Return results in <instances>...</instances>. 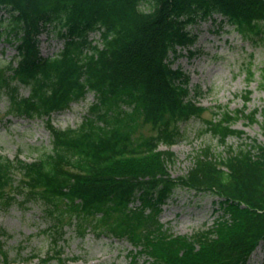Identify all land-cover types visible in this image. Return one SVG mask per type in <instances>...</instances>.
I'll use <instances>...</instances> for the list:
<instances>
[{
	"label": "trees",
	"instance_id": "16d2710c",
	"mask_svg": "<svg viewBox=\"0 0 264 264\" xmlns=\"http://www.w3.org/2000/svg\"><path fill=\"white\" fill-rule=\"evenodd\" d=\"M0 5L11 11L6 22L0 20V35L19 43L16 65L0 69L7 114L45 119L50 133V148L32 161L0 156V207L16 197L41 204L53 222L55 244L66 223L80 237L90 231L125 239L152 264H247L264 241V144L233 150L226 141L243 134L232 128L234 121L254 123L258 110L224 111L206 120L204 130L228 147L226 153L213 155L206 146L183 176L171 178L168 168L176 158L159 145L170 148L181 138L180 122L206 110L193 99L189 77L172 68L170 55L176 57L178 48L192 54L197 39L192 28L216 16L242 38L263 40L264 0H0ZM46 25L67 42L59 56L40 60L36 37ZM97 28L103 29L100 49L87 40ZM260 77L264 88V69ZM19 86L28 95L21 97ZM89 92L95 100L79 126L51 124V114ZM183 187L218 195L223 211L213 226L192 237L168 234L158 219L162 205ZM53 253L55 264H63L61 252ZM0 254L10 264L2 243Z\"/></svg>",
	"mask_w": 264,
	"mask_h": 264
},
{
	"label": "rangeland",
	"instance_id": "374dc122",
	"mask_svg": "<svg viewBox=\"0 0 264 264\" xmlns=\"http://www.w3.org/2000/svg\"><path fill=\"white\" fill-rule=\"evenodd\" d=\"M220 20L202 21L192 28L197 35L191 48L192 54L179 48L176 57H169L172 68L179 67L189 76V87L195 91L193 99L206 107L201 117L180 122L181 138L170 149L159 146L160 150L172 151L176 158L168 168L171 178L186 174L193 156L206 146L210 147L213 155L224 156L227 146L237 150L248 145L264 144V88L260 87V75L264 69V39L253 43L242 38L233 25L220 23ZM3 38H0V69L16 56L14 45L7 44ZM39 42L43 56L56 54L64 43L55 33L48 34L46 31L40 35ZM249 71L253 73L252 79L248 77ZM18 88L21 97L29 93L27 87ZM93 100L94 95L87 94L85 99L72 103L68 110L52 114L53 125L61 129L76 128ZM7 105L5 94L0 92V156L11 160L19 157L24 161L37 158L39 152L50 148L45 120L13 118L6 114ZM235 110L258 112L254 123L243 117L234 121L232 128L243 134L229 136L225 147L204 130L205 121L220 118L224 111ZM143 133L146 136L150 133L148 126ZM174 191L159 213V222L168 234L192 237L196 232L211 227L222 215L218 196L184 187ZM60 217L64 224L67 219L65 214ZM52 223L45 208L36 201L23 203L22 198L16 197L7 206L0 207V243L8 261L12 264H55V258L47 263L41 260L59 250L65 264H129L132 247L128 242L103 235L95 237L90 231L85 237H80L65 223L64 236H59L55 244L51 240L55 232ZM135 259V264H152L140 253L135 254ZM247 264H264V241L253 251Z\"/></svg>",
	"mask_w": 264,
	"mask_h": 264
}]
</instances>
